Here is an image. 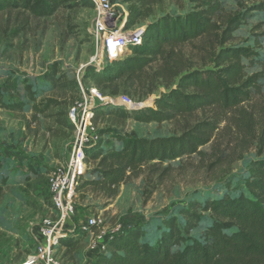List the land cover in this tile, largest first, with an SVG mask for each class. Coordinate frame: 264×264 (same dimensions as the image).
Masks as SVG:
<instances>
[{"label": "trees", "instance_id": "1", "mask_svg": "<svg viewBox=\"0 0 264 264\" xmlns=\"http://www.w3.org/2000/svg\"><path fill=\"white\" fill-rule=\"evenodd\" d=\"M119 1L127 6L125 29L151 17L154 8L165 1L180 9L188 1L190 10L164 14L142 26L145 31L140 45L129 46L124 56L102 69L86 68L80 81L68 80L58 62L46 69L43 80L51 87L76 92L69 107L80 99V87L89 88V82L102 97L110 98H117L121 89L133 93L146 89L148 94L162 85L166 90L151 108L127 111L102 105L93 110L90 122L97 139L83 150L87 170L73 197L93 192L110 200L121 185L145 170L146 204L154 192V177L159 174L160 180L170 169L163 164L205 155L201 149L218 132L219 124L228 121L227 117L232 119L228 124L242 137L240 144L254 147L257 159L247 168L244 193L237 197L223 193L203 202L191 200L163 219L151 234L146 232L142 221L123 225L122 231L106 240L105 253H92L88 257L89 264H264V159L259 158L264 154V90L260 83L264 75L246 73L243 61L251 62L258 55L253 48L230 45L235 31L257 13L264 12V2L247 4L236 0L235 8L228 9L221 0ZM90 4L89 0H0V14L16 12L45 19L62 7ZM26 92L34 102L35 92L29 86ZM257 100L261 101L258 113L262 116L258 126L252 111L253 101ZM23 107L22 102L3 103L0 92V108L21 111ZM206 112L210 116L205 120L190 122ZM126 121L140 124L182 121L183 126L178 136L132 137L119 129ZM100 122H106L107 126L100 129ZM59 123L66 127L65 120ZM69 128L73 136L70 123ZM108 143L110 146H106ZM2 167L0 159V171ZM86 175L91 179H86ZM225 186L227 190L230 184ZM206 217L208 223L203 226ZM199 228L200 235H196ZM75 232L59 241L56 248L64 249L65 253L75 251L80 246Z\"/></svg>", "mask_w": 264, "mask_h": 264}, {"label": "rangeland", "instance_id": "2", "mask_svg": "<svg viewBox=\"0 0 264 264\" xmlns=\"http://www.w3.org/2000/svg\"><path fill=\"white\" fill-rule=\"evenodd\" d=\"M221 1L228 9L235 8L236 0ZM241 1L247 4L264 2ZM113 4L120 12H127V6L119 0H114ZM189 10L188 1L183 3L182 9L165 1L154 8L151 17L132 28L123 27V31L144 27L164 14H183ZM94 18L91 4L62 7L45 19L29 18L16 12L0 14L1 99L5 104H24L21 111L0 108V159L3 160L0 171V264H22L32 253L37 239L40 240L37 233L40 222L52 217L47 175L68 156L73 136L66 115L76 92L51 87L43 80V75L48 66L58 62L68 80H76L92 60L102 66L109 63L88 35ZM233 35L235 38L230 45L249 46L258 53L253 61H243L247 75L258 72L264 75V12L254 15ZM260 83L264 90V79ZM26 86L35 92L34 102L28 97ZM164 92L162 85L148 94L146 89L134 93L121 89L117 97L127 96L136 104L138 109L135 110H139L153 107V101ZM257 102L258 106H253ZM260 102L251 103L256 126L262 118L258 113ZM209 116V112L198 114L190 122L203 121ZM60 120H65L66 127L60 125ZM228 121L219 124L218 132L201 149L205 155L163 164L170 169L160 180L159 174L154 177V192L146 204L143 202L146 171L143 170L138 177L121 185L110 200L93 192L77 194L72 198L73 222L84 224L91 216L100 214L108 229L116 224L126 226L142 221L146 232L151 234L163 219L191 200L203 202L223 193L232 197L244 193L243 179L249 163L257 156L254 147L240 144L241 135ZM106 124L100 122L98 127L105 128ZM182 126V121L161 124L126 121L119 125V129L132 137L156 138L178 136ZM259 158L264 159V154ZM85 178L89 180L91 176ZM226 183L230 184L227 190ZM205 219L203 226L208 223V218ZM199 233L200 228L195 231L196 235ZM78 244L80 246L70 253L56 248V258L62 264H89L87 241L78 239Z\"/></svg>", "mask_w": 264, "mask_h": 264}, {"label": "built area", "instance_id": "3", "mask_svg": "<svg viewBox=\"0 0 264 264\" xmlns=\"http://www.w3.org/2000/svg\"><path fill=\"white\" fill-rule=\"evenodd\" d=\"M95 14L92 29L88 32L91 40L100 48L101 56L111 62L114 59L107 57V50L117 53V45L124 44L122 53L129 46L140 45L144 33L143 27L135 30L123 31L128 13L114 8L113 0H89ZM118 57V58H119ZM102 69L100 62L92 60L86 67ZM81 77H77L80 81ZM102 97L93 87L85 89L80 87V99L69 107L67 119L74 128L71 147L65 161L53 168L47 175V191L52 206V217L43 219L37 227L40 240L22 264H62L55 255L57 243L65 240L75 232L76 240L87 241L89 254L105 253L106 240L111 235L123 230L122 224H116L108 229L102 215H93L84 224L76 225L73 222L74 190L79 179L84 175L87 166L84 163L83 150L90 142L96 141L94 129L90 119L93 110L102 105L123 108L134 111L136 104L129 98L122 96L117 98ZM107 99V100H106ZM73 225H69L70 222ZM69 226V227H68Z\"/></svg>", "mask_w": 264, "mask_h": 264}, {"label": "clouds", "instance_id": "4", "mask_svg": "<svg viewBox=\"0 0 264 264\" xmlns=\"http://www.w3.org/2000/svg\"><path fill=\"white\" fill-rule=\"evenodd\" d=\"M121 51H117V53L112 52L110 48L107 50V57L113 58L114 60L118 59Z\"/></svg>", "mask_w": 264, "mask_h": 264}, {"label": "bare ground", "instance_id": "5", "mask_svg": "<svg viewBox=\"0 0 264 264\" xmlns=\"http://www.w3.org/2000/svg\"><path fill=\"white\" fill-rule=\"evenodd\" d=\"M118 50L122 51L124 49V44H121V45H117L116 46Z\"/></svg>", "mask_w": 264, "mask_h": 264}, {"label": "crops", "instance_id": "6", "mask_svg": "<svg viewBox=\"0 0 264 264\" xmlns=\"http://www.w3.org/2000/svg\"><path fill=\"white\" fill-rule=\"evenodd\" d=\"M125 52H126V51H124V53H125ZM68 224L71 226V225H72L71 221L68 222ZM90 255H91V254H89L88 256L90 257Z\"/></svg>", "mask_w": 264, "mask_h": 264}, {"label": "water", "instance_id": "7", "mask_svg": "<svg viewBox=\"0 0 264 264\" xmlns=\"http://www.w3.org/2000/svg\"><path fill=\"white\" fill-rule=\"evenodd\" d=\"M144 31H145V28H144Z\"/></svg>", "mask_w": 264, "mask_h": 264}]
</instances>
